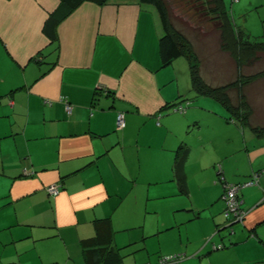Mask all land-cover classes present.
Listing matches in <instances>:
<instances>
[{
    "label": "crops",
    "instance_id": "0c3cea01",
    "mask_svg": "<svg viewBox=\"0 0 264 264\" xmlns=\"http://www.w3.org/2000/svg\"><path fill=\"white\" fill-rule=\"evenodd\" d=\"M162 35L136 0H0V264H88L83 241L116 264H264V106L247 92L264 78L243 124L193 90L188 61L161 66ZM257 173L229 226L222 183Z\"/></svg>",
    "mask_w": 264,
    "mask_h": 264
},
{
    "label": "trees",
    "instance_id": "16d2710c",
    "mask_svg": "<svg viewBox=\"0 0 264 264\" xmlns=\"http://www.w3.org/2000/svg\"><path fill=\"white\" fill-rule=\"evenodd\" d=\"M83 1H92L99 5H103L111 0H61V3L67 6L69 12H71ZM136 1H138L140 4L153 7L157 13L163 32V35L159 40L161 66L166 67L170 65L174 60L184 57L189 62L191 84L193 90L200 96L209 97L216 100V102H218L232 117L238 119L243 124L248 123L251 112L246 101L245 89L256 80L264 78V71L256 74L244 75L242 73V70L253 67L258 61H260L262 57H264V34L258 39L250 38V36L244 29L236 27L232 23L230 12L225 6L224 0H204L209 7L208 13H210L216 19L217 26L215 28L217 32L216 37L218 42V49L221 53L227 55L231 59V62L234 64V67L236 69L235 80L229 82L224 86L213 88L206 84L201 76V63L194 49L195 44L181 31L176 29V27L172 23V13L168 7L166 0ZM234 2L235 1L232 0V3ZM57 23L58 21H51L47 25L46 30L49 36L52 35V29ZM230 92H234L236 94V104L232 102V98L229 94ZM170 106L173 107V105ZM185 154L186 153H183L182 155L178 156L177 152L174 162V172L176 175V180L182 190L185 189V173L183 171ZM256 175L259 174L257 173ZM222 184L223 192L221 199L225 193L224 186L227 183L223 182ZM240 209H242L241 206ZM225 218L228 219L229 226L237 224L233 223V220H231L230 217L225 216ZM241 224H243V222H241L240 225ZM103 226H107V222H105ZM104 242L106 243L107 239H104ZM91 245H93L91 244V241L82 242L88 264H116L119 261V258L115 253H110L103 256L105 248H99L98 250H87ZM222 248L223 246H221V249ZM95 252L98 253L95 254ZM181 260L182 259H177L167 264H174ZM158 261L156 264H158Z\"/></svg>",
    "mask_w": 264,
    "mask_h": 264
},
{
    "label": "rangeland",
    "instance_id": "374dc122",
    "mask_svg": "<svg viewBox=\"0 0 264 264\" xmlns=\"http://www.w3.org/2000/svg\"><path fill=\"white\" fill-rule=\"evenodd\" d=\"M166 2L172 13V23L176 29L181 31L195 44L193 46L200 59V73L205 83L208 85L214 84L212 82L214 80L207 79L205 74L217 77L215 81L217 79L218 81H222L223 84L221 85L235 80L236 72L234 65L228 56L222 54L218 49L215 28L217 26L216 19L208 13L209 7L205 1L166 0ZM224 2L230 12L231 21L236 27L244 29L252 39H258L264 34V0H238L234 3H232V0H224ZM181 59L186 60L184 57H181ZM263 68L264 62L255 64L251 68L243 69L242 72L247 75L261 71ZM247 92L248 94L255 93V101L260 100L262 107L264 106V79L250 86ZM259 112L262 113L257 114V119L262 122L264 121V108L262 110L259 109ZM218 179L221 182L220 179L222 178L218 177ZM221 201L225 208V202L223 199ZM237 226H240V223L235 224V227Z\"/></svg>",
    "mask_w": 264,
    "mask_h": 264
},
{
    "label": "built area",
    "instance_id": "2783aa9c",
    "mask_svg": "<svg viewBox=\"0 0 264 264\" xmlns=\"http://www.w3.org/2000/svg\"><path fill=\"white\" fill-rule=\"evenodd\" d=\"M233 1L236 2L237 0H233ZM61 100L64 102L66 112L69 114L71 109H72L71 105H69L66 102V100H63V98H61ZM185 109H186L185 104H183V105L180 104V105L173 106L171 110L173 112L184 113ZM124 125H125L124 116L122 113H119L117 115V118H116V126L118 129H123ZM257 183H258V175H254L251 180H249L243 184L233 185V184L227 183L224 186L225 193L222 197L223 201L225 202L224 215L226 217H230L231 220H233L232 221L233 223L243 222V219L246 215L245 211L240 209V206L242 203L240 200V197H239L240 189L243 187L256 185ZM46 192L49 196H56L59 193V188L57 185L49 186L46 188ZM212 249L213 250H219V249H221V245L215 246ZM177 259H182V257L181 256H173V255L172 256H166V257L161 258L158 261V264H167V263L173 262Z\"/></svg>",
    "mask_w": 264,
    "mask_h": 264
},
{
    "label": "bare ground",
    "instance_id": "6f19581e",
    "mask_svg": "<svg viewBox=\"0 0 264 264\" xmlns=\"http://www.w3.org/2000/svg\"><path fill=\"white\" fill-rule=\"evenodd\" d=\"M229 225V224H228Z\"/></svg>",
    "mask_w": 264,
    "mask_h": 264
}]
</instances>
